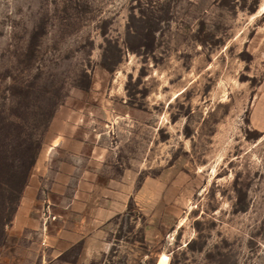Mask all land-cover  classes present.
Returning <instances> with one entry per match:
<instances>
[{"label": "rangeland", "instance_id": "1", "mask_svg": "<svg viewBox=\"0 0 264 264\" xmlns=\"http://www.w3.org/2000/svg\"><path fill=\"white\" fill-rule=\"evenodd\" d=\"M9 119L0 264H264V0H0Z\"/></svg>", "mask_w": 264, "mask_h": 264}, {"label": "trees", "instance_id": "2", "mask_svg": "<svg viewBox=\"0 0 264 264\" xmlns=\"http://www.w3.org/2000/svg\"><path fill=\"white\" fill-rule=\"evenodd\" d=\"M5 125L6 128L2 125L0 129V236L2 240L5 227L12 220L40 148L36 133L27 134L23 129H20V132L13 129L15 121L11 119Z\"/></svg>", "mask_w": 264, "mask_h": 264}, {"label": "crops", "instance_id": "3", "mask_svg": "<svg viewBox=\"0 0 264 264\" xmlns=\"http://www.w3.org/2000/svg\"><path fill=\"white\" fill-rule=\"evenodd\" d=\"M58 138H63V136L61 137V136H58ZM60 144V142L59 143H56V144H53V147L52 148H55L57 145H59Z\"/></svg>", "mask_w": 264, "mask_h": 264}]
</instances>
